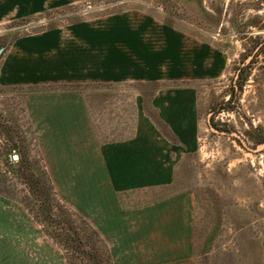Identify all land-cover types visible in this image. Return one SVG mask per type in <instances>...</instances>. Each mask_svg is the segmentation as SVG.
Returning a JSON list of instances; mask_svg holds the SVG:
<instances>
[{
  "label": "rangeland",
  "instance_id": "obj_1",
  "mask_svg": "<svg viewBox=\"0 0 264 264\" xmlns=\"http://www.w3.org/2000/svg\"><path fill=\"white\" fill-rule=\"evenodd\" d=\"M59 35L83 76L32 82ZM3 47L0 264H264V0H0Z\"/></svg>",
  "mask_w": 264,
  "mask_h": 264
},
{
  "label": "crops",
  "instance_id": "obj_2",
  "mask_svg": "<svg viewBox=\"0 0 264 264\" xmlns=\"http://www.w3.org/2000/svg\"><path fill=\"white\" fill-rule=\"evenodd\" d=\"M53 38L54 37H50L48 39L49 41L47 40L44 42L45 44L43 43L44 47H42V48L40 47L42 50L48 51L49 53L52 54V56H50V58L48 57V60L43 59L42 61H40L38 63H31V62L27 63L26 62L27 63L26 65L25 64H19V66L17 67L18 70L23 69L24 71H29V70L33 71L31 74L28 75V77H30L32 82L34 80H38L39 77L41 78L42 74H43V77L48 78V79H54V80H61L65 77L70 78V77L83 76V73L73 71L72 68H73V64L76 65L74 67L83 68V66H81V65H83L84 59H81V56L79 55L80 60H77L76 57H75V59L73 57H70V61L67 60V61L63 62V55H65V56L68 55L66 53V52H68V50L67 49L63 50V36L59 35L57 41L55 40V38L53 40ZM48 49H50L51 52ZM143 50L145 51V49H143ZM79 51H80V49H79V47H77L75 49V53H77ZM45 53H47V52H45ZM75 55H77V54H75ZM205 59L206 58H202L201 64L205 61ZM186 60H188V58ZM97 64H101V63H97ZM146 64H149L148 58H146ZM201 64L198 67H200ZM169 67L171 68V65ZM172 68H175V67L172 66ZM177 68H179V66ZM182 68L188 69L187 67L184 68L183 66H182ZM121 69L135 70V71H138L140 74H143L142 72L144 71L143 68H140V66L136 63H133V61L124 62L121 65ZM49 102H55L56 104H58L56 110H54L55 107H54V109H53V107H51V109L48 110L50 112L53 111L52 114L57 113V111L59 109L58 106L63 105L62 100H58V102H57L56 100L51 99ZM71 102L73 103V101H71ZM37 103L41 104L43 102H40V99H39V100H37ZM45 103H47V102H45ZM142 109L143 110L141 111V113L139 115L140 119H139V125L137 126V131L135 134H131L128 136V138H130V139H136L137 137H142V138L143 137H149V130H148V118L149 117H148L146 110L144 108H142ZM66 110L69 111V113L64 114L66 117H68V120H66V121H72L71 117L74 119V121H76V119L74 118V114H76V113L78 114L79 108H77L75 106V110H74V107L72 105H69V106H67ZM48 111L46 110V112H48ZM73 111H75L76 113H74ZM63 120H65V119H63ZM155 153H158V151L154 150L152 152H148L147 146L142 144L141 142L138 144L132 145L130 147L129 151L122 153V157H124L125 160H122L120 165L117 166L118 170H120V176L126 177V176H128L127 172L131 171L130 173L132 175L138 176L139 179H142V177H148L149 176L148 171H150L149 167L151 168V166H152V164H150L148 162V160L151 157L153 158V154H155ZM152 175L156 176V173H153ZM155 228H156V226L153 227L152 229H150V231H154V233L152 234L153 239H156V235H157V230H155ZM98 230L102 234L101 230L100 229H98ZM139 234H140L139 232L136 233V235H138V237L140 236ZM63 264H68L66 257H65V259H63Z\"/></svg>",
  "mask_w": 264,
  "mask_h": 264
},
{
  "label": "trees",
  "instance_id": "obj_3",
  "mask_svg": "<svg viewBox=\"0 0 264 264\" xmlns=\"http://www.w3.org/2000/svg\"><path fill=\"white\" fill-rule=\"evenodd\" d=\"M4 129H5V135L7 136L6 138H7V140L9 141V143L10 144H12V145H14L15 146V148L17 147V145H16V142H17V139H16V136H15V134H14V131L12 130V128H8V126H6L5 125V127L4 126H2ZM16 155V154H15ZM18 155L20 156V158H19V163H20V165L21 166H23L24 167V170H26L28 167H27V164H26V162H25V160L22 158V154L20 153V152H18ZM13 158L15 159V157L13 156ZM33 176H32V179H29L30 181H33ZM49 216V215H48Z\"/></svg>",
  "mask_w": 264,
  "mask_h": 264
},
{
  "label": "water",
  "instance_id": "obj_4",
  "mask_svg": "<svg viewBox=\"0 0 264 264\" xmlns=\"http://www.w3.org/2000/svg\"><path fill=\"white\" fill-rule=\"evenodd\" d=\"M5 49H6L5 47H3V48L0 49V55L3 53V51H4ZM209 121H210V120H209ZM210 124H211V127H212L214 130L219 131L216 127H214V126L212 125L211 121H210ZM223 133H226V132H223ZM231 134L234 135V136H236L238 139H240V141H241V143L244 145V147H246L247 149H249V150H251V151H260V150L264 149V142L261 143V144H259V145H257L255 148H251V147H248V146H247L246 142H245L244 140H242V139L240 138V136H239L236 132H232ZM15 158H19V155L16 154V155H15Z\"/></svg>",
  "mask_w": 264,
  "mask_h": 264
}]
</instances>
